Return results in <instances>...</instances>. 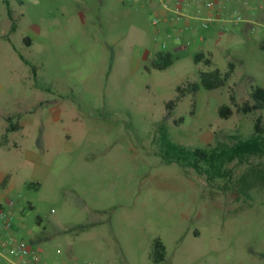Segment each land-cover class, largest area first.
Wrapping results in <instances>:
<instances>
[{
  "label": "rangeland",
  "instance_id": "obj_1",
  "mask_svg": "<svg viewBox=\"0 0 264 264\" xmlns=\"http://www.w3.org/2000/svg\"><path fill=\"white\" fill-rule=\"evenodd\" d=\"M22 1L0 0V179L11 175L0 202L14 203L17 235L47 264H155L157 238L161 264H264V156L211 181L163 158L171 143L232 146L258 119L264 139V110L231 102L264 87V0L236 4L230 43L176 44L151 10L121 0ZM164 43L178 60L147 69ZM200 52L214 66L195 63ZM215 68L226 87L169 116L178 86Z\"/></svg>",
  "mask_w": 264,
  "mask_h": 264
},
{
  "label": "trees",
  "instance_id": "obj_2",
  "mask_svg": "<svg viewBox=\"0 0 264 264\" xmlns=\"http://www.w3.org/2000/svg\"><path fill=\"white\" fill-rule=\"evenodd\" d=\"M21 2V1H20ZM29 38H25L24 42L29 43ZM178 57L171 52L161 51L155 55L151 66L147 69L164 71L171 67ZM195 63H204L207 67L214 66L212 57L205 53H198L194 57ZM230 79L229 73H223L220 69L203 71L200 73L199 81L188 82L185 85H180L177 88V98L170 100L166 104L168 115L170 116L178 103L188 95H195L201 90L215 91L226 87ZM249 102L239 106L236 96L231 94V102L236 106L237 111L243 114L252 113L257 110H264V87L252 88ZM233 113L231 106L224 105L219 108V115L222 118H228ZM260 119L255 124V134L253 137L240 140L232 146L218 147L212 150L207 149H187L180 145L171 143L169 145V153L164 155V160L167 163H177L180 166L193 168L200 174H205L208 180H214L225 177V167L227 164L235 160H244L250 156H264V139L261 136L263 131L260 127ZM10 175L6 176L1 183V188L4 189L10 181ZM39 186V184H36ZM167 250L164 243L159 239L154 241L153 262L161 264L166 260Z\"/></svg>",
  "mask_w": 264,
  "mask_h": 264
},
{
  "label": "built area",
  "instance_id": "obj_3",
  "mask_svg": "<svg viewBox=\"0 0 264 264\" xmlns=\"http://www.w3.org/2000/svg\"><path fill=\"white\" fill-rule=\"evenodd\" d=\"M232 0H207L205 3L209 13L197 14L195 19L204 30H211L217 24L222 23V29L228 32L230 25L236 26L243 21L241 13L236 7L230 6ZM184 3L182 0H164L160 3V8L167 13V17L172 22V28L165 33L166 38L174 36L176 41L185 40L184 32L189 29L185 20L187 15L183 11ZM224 16L222 17V13ZM161 22L160 17L153 19V25L158 26ZM225 24V25H224ZM166 43L163 44V49ZM14 203H6L0 208V256L2 258L13 259L14 264H47L41 252L31 247L26 241L20 238L14 231L15 214L12 212Z\"/></svg>",
  "mask_w": 264,
  "mask_h": 264
},
{
  "label": "crops",
  "instance_id": "obj_4",
  "mask_svg": "<svg viewBox=\"0 0 264 264\" xmlns=\"http://www.w3.org/2000/svg\"><path fill=\"white\" fill-rule=\"evenodd\" d=\"M16 1L18 3H20L21 5L24 4V1H22V0H16ZM121 1L124 4L129 3V4L133 5V7H136V9H139V10L140 9L151 10L154 14V18L160 17L161 18L160 24L158 26H154V25L153 26L159 27L161 24H163L162 32L164 33V35L166 32H168L172 28V22L167 17V13L160 8V3L164 0H121ZM200 1L205 2L207 0H186V2L184 3L183 11L188 16L187 19L185 20L184 24L186 26H188L189 29L184 32L185 40L183 42L189 43V42H192V39H194V40H198L199 42H203V43L206 41H216L217 42V41H221V40H222V43H226V42L230 43L232 40L231 38H227V39L224 38L227 32L222 29V27H223V26H221V25H223L222 23L217 24L211 30H204L200 27L199 22L195 19L196 15L199 13H201L202 15H206L209 13V10L206 7L205 3H200ZM247 2H248V0H234V2H231L230 6L235 7L238 4H241V3L246 4ZM10 5H11V3H10ZM223 16H224V12L222 13V17ZM176 43H177V41H175V44ZM166 47H167V44H166ZM185 48L186 47L181 46L179 48V50L182 51V49H185ZM161 51L170 52V51L166 50V48L165 49L161 48V50L154 53V55H156L158 52H161ZM207 53H210V52H207ZM8 175H10V174H6L5 176H2V178L0 179V189H2L1 183L3 182L5 177ZM10 179H11V177H10ZM7 186H8V184H7ZM10 186H11V184L9 185V187ZM1 206H4V205L0 202V208H1ZM14 231L16 233L15 228H14ZM13 261H14L13 259H7V258L5 259V258H2L0 256V264H14Z\"/></svg>",
  "mask_w": 264,
  "mask_h": 264
}]
</instances>
